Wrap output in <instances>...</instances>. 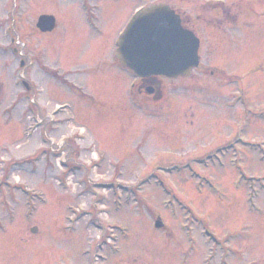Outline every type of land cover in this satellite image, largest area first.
Returning a JSON list of instances; mask_svg holds the SVG:
<instances>
[{
  "label": "rangeland",
  "instance_id": "374dc122",
  "mask_svg": "<svg viewBox=\"0 0 264 264\" xmlns=\"http://www.w3.org/2000/svg\"><path fill=\"white\" fill-rule=\"evenodd\" d=\"M159 2L200 62L142 107L113 44ZM195 217L229 264L264 261V0H0V264H184Z\"/></svg>",
  "mask_w": 264,
  "mask_h": 264
},
{
  "label": "water",
  "instance_id": "95a60500",
  "mask_svg": "<svg viewBox=\"0 0 264 264\" xmlns=\"http://www.w3.org/2000/svg\"><path fill=\"white\" fill-rule=\"evenodd\" d=\"M55 24L54 15L41 14L37 26L49 31ZM117 45V58L139 77L188 75L199 64V38L182 26L175 9L162 2L138 9L120 33Z\"/></svg>",
  "mask_w": 264,
  "mask_h": 264
},
{
  "label": "flooded vegetation",
  "instance_id": "af4514ba",
  "mask_svg": "<svg viewBox=\"0 0 264 264\" xmlns=\"http://www.w3.org/2000/svg\"><path fill=\"white\" fill-rule=\"evenodd\" d=\"M178 13L181 16L182 24L185 27L193 30L195 34L200 38V48H199V52H200L201 42H202L200 33L195 27L191 25L190 26L187 25L186 19L183 17V15L180 12ZM229 22L231 21L229 20ZM113 45L115 46V49H116V44L114 43ZM17 51L18 49H16V52ZM112 55H114L115 59H112L111 63L112 65H117L116 63L118 62V60L116 57V52H114V54L112 53ZM98 63H100V61H98ZM165 78H168V77L164 75H154V76H149L146 78H135L132 81L131 83L132 95L135 97L143 96L141 100H137L139 105L143 107L145 104H149L150 106H152L155 104H161L163 102H167L166 100L167 94L171 92L173 93L174 91L177 90V88L174 87L172 89L170 85H167V83L165 84L164 83ZM65 82L69 84L70 86L72 85V81L69 79H65ZM53 116H55V112H53ZM91 216L93 219H95L96 222H98L97 224H98L99 229L103 227H107L108 229L116 225V224H113V223H116V221L112 222L109 220H105L104 222L101 219L99 220L97 215H91ZM158 218L161 219L159 220V223H160L159 226H157ZM158 218L154 219V225H156V228L167 229L166 223L163 221L162 217L158 216ZM190 220H192L190 224H187L185 222V225L181 229H179V232L182 231V233H180V236L178 235V239L176 240L177 242H179V254H182L184 257L183 259H181V262H184V264H193V263L194 264H214V259H217L218 262H216L215 264H229L228 263L229 260L227 258L228 252L230 251L229 246H224L222 243H220L221 240L217 236L215 237V235L211 233L210 227L205 224L203 225V227H201V231H202L201 236L203 238V242L200 241L199 236L196 233V228H195L198 225L199 219L195 217L194 219H190ZM194 220H195L194 227H191V224L193 223ZM198 243H200L201 245H205V248H206L205 258H203L202 256L201 259L200 258L195 259V257H197L196 254H198L197 253ZM213 244H215V248H213ZM218 246H220V249L216 250ZM243 251H244V247H237V251H236L237 257H238V261L236 260L237 264L244 261ZM193 257L194 259H192ZM232 264H235L234 261L232 262ZM249 264H264V261L263 260L262 261L253 260Z\"/></svg>",
  "mask_w": 264,
  "mask_h": 264
}]
</instances>
